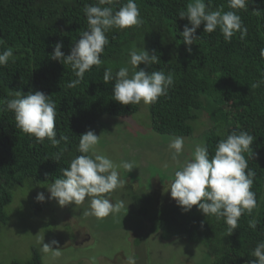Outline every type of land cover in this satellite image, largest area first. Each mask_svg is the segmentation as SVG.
Returning <instances> with one entry per match:
<instances>
[{"label": "trees", "instance_id": "obj_1", "mask_svg": "<svg viewBox=\"0 0 264 264\" xmlns=\"http://www.w3.org/2000/svg\"><path fill=\"white\" fill-rule=\"evenodd\" d=\"M135 2L143 23L109 30V43L100 57L102 65L86 72L78 86L67 88V83L76 79L71 67L51 60L49 54L57 42L63 43L65 55L70 54L87 27L85 5L98 4V0H0V52L11 48L15 57V62L10 59L0 67V101L14 98L16 91H42L56 104L57 138L61 134L69 138L57 146L47 138L37 142L34 136L15 127L14 114L0 103V223L9 221L5 208L13 200L11 190L28 184H52L62 178L61 170L81 155L77 151L79 136L102 116L125 118L139 111V104L121 105L113 100L114 81L103 82L108 67L113 69V75L122 66L131 69L129 50L137 45L150 54L154 50L160 59L151 67L141 64L140 68L174 74V85L167 95L149 104L152 127L157 133L190 137L195 133V123L205 113L211 123L204 138L209 158L217 143L233 131H246L255 138L250 151L243 155L256 173L251 190L257 206L251 214H242L230 236L223 218L205 216L196 206L184 212L176 203L157 205L152 194L131 195L136 214L150 223L149 234H158L162 240L183 236L199 244L211 257L210 264H246L254 259L251 252L257 244L264 242V84L252 87L264 76V59L260 55L264 49V0H248L247 10L230 9L228 0H205L210 10L236 11L247 34L241 39L237 32L229 42L219 28L207 33L202 24L196 31L198 39L190 46L191 53L180 36L188 21L180 19L178 13L186 10L192 0ZM125 3L127 0H119L111 7L115 11ZM104 6L109 5H101ZM61 150L58 163L52 158ZM250 220L258 222L255 229L249 227ZM12 264L43 261L35 251L29 261Z\"/></svg>", "mask_w": 264, "mask_h": 264}, {"label": "clouds", "instance_id": "obj_2", "mask_svg": "<svg viewBox=\"0 0 264 264\" xmlns=\"http://www.w3.org/2000/svg\"><path fill=\"white\" fill-rule=\"evenodd\" d=\"M118 2L119 0H98V4L85 5L83 11L87 27L74 42L70 54L65 55L61 50L64 47L62 42L54 45L49 58L70 66L76 77L67 83V88L78 86L86 72H90L93 66L102 65L100 57L109 43L106 36L109 30L139 27L143 23L135 0H127V3L114 11L111 5ZM101 5L109 6L101 7ZM228 7L233 10H247L248 0H228ZM178 16L188 21L180 36L183 38V43L188 46L189 53L192 51L190 46L198 39L196 31L202 24L203 32L207 33L219 28L225 41L229 42L237 32L241 33V39L247 34V28L236 11L210 10L205 0H192L187 4L186 10L180 11ZM260 55L264 59V49L260 50ZM129 57L131 74L129 66L120 67L115 75L111 67L104 70L103 82L107 84L114 81L113 100L121 105H137L141 102L151 104L159 97L166 96L168 89L174 85V74L171 72L165 74L163 70L146 72L139 67L143 64L148 68L160 61L154 50L150 54L143 46L134 45L129 50ZM10 59L15 62L11 48L0 52V67L6 66ZM261 84H264V76L253 83L252 87L258 88ZM0 103L5 105L4 110L14 114L15 127L23 133L34 136L37 142L43 143L47 138L53 146H57L61 141H68V136L63 134L57 138L56 104L51 96L38 90H30L26 94L16 91L14 98ZM100 136H97L93 130L81 134L77 147L81 155L76 156L68 167L61 170L62 178L55 179L47 188L50 193L47 199H54L61 207L69 204L79 205L86 197L90 198V210L84 215L98 219L110 214H118L125 209L122 200L112 203L103 195L123 187L125 181L120 179L118 166L112 160L104 155L95 154L94 148L99 143ZM254 139L246 131L238 133L233 131L226 139L217 143L211 158L208 148L203 143L197 144L191 159L175 171L174 177L164 191L170 193V197L184 212L196 206L205 216L223 218L230 236L238 227V220L242 214L245 211L251 214L257 206L255 193L251 190L256 173L248 167L243 155L250 151ZM168 146L173 150L172 159L177 160L183 151L184 138L174 137ZM62 155L61 150L53 154L52 159L59 163ZM120 167L130 172L134 165L131 162H122ZM35 199L37 202H44L46 197L40 192ZM257 223L256 220H250L249 227L255 229ZM43 241L44 237L37 238V243L42 244V252L46 254L51 252L53 257L61 255L58 241L52 240L50 243ZM54 245L57 246L55 250L52 247ZM251 256L254 259L247 261L246 264H264V242L257 244ZM128 264H135L133 257H128Z\"/></svg>", "mask_w": 264, "mask_h": 264}, {"label": "rangeland", "instance_id": "obj_3", "mask_svg": "<svg viewBox=\"0 0 264 264\" xmlns=\"http://www.w3.org/2000/svg\"><path fill=\"white\" fill-rule=\"evenodd\" d=\"M139 106L133 116L104 115L90 128L101 135L95 154L112 160L125 181L106 198L112 203L122 200L125 209L98 219L84 215L90 210L88 197L79 205L61 207L54 199H47L51 184L15 187L11 190L13 200L5 208L9 221L0 223V264L29 261L35 251L41 254L43 264H128V257H133L135 264L211 263L199 244L183 236L162 240L158 234H149L150 223L136 214L131 196L152 194L157 205L176 203L164 189L175 171L191 159L195 146L205 144V134L211 127L209 117L205 113L200 116L195 133L183 137V151L173 160L168 145L177 136L157 133L152 127L149 104L141 102ZM122 162H131L134 168L127 172L120 167ZM40 192L45 194L44 202L35 199ZM38 237H44V243L58 241L61 255L53 257L51 252H42ZM52 247L55 250L57 246Z\"/></svg>", "mask_w": 264, "mask_h": 264}]
</instances>
